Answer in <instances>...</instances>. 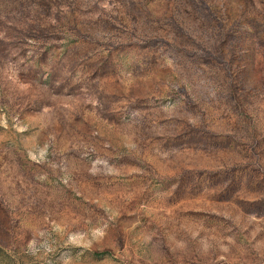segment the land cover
Returning <instances> with one entry per match:
<instances>
[{"label":"rangeland","instance_id":"1","mask_svg":"<svg viewBox=\"0 0 264 264\" xmlns=\"http://www.w3.org/2000/svg\"><path fill=\"white\" fill-rule=\"evenodd\" d=\"M0 264H264V0H0Z\"/></svg>","mask_w":264,"mask_h":264}]
</instances>
